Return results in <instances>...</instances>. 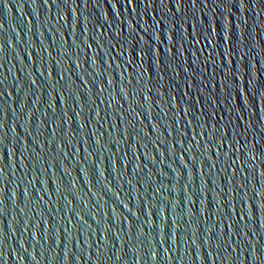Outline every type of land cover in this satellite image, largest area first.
<instances>
[{
  "label": "water",
  "instance_id": "95a60500",
  "mask_svg": "<svg viewBox=\"0 0 264 264\" xmlns=\"http://www.w3.org/2000/svg\"><path fill=\"white\" fill-rule=\"evenodd\" d=\"M248 2L251 7L244 9L240 8L239 0H204L203 4L197 0L194 7L191 0H182L179 8L176 0H163V3L161 0H67V3L56 0V4L49 0L47 6L43 5V0H0V43L4 45L0 51V92H4L0 95V106L5 109L0 118L6 119L0 135L7 134L0 142V167H4L6 174L0 184V187L6 185L3 193L5 211L0 212V229L6 233L4 243L0 245V264H99L95 261L101 235L98 229L111 223L115 231L124 226L120 225L121 213L130 215L109 191V185L119 189L120 200L134 212L141 204L138 192L147 189L146 195H151L160 188V192L155 193L156 200L145 201L146 215L135 221L136 224L144 219L149 221L144 228L148 235L136 241L141 249L139 254L144 258L137 260V253L129 251L126 242L124 253H121L126 264H204L203 255L207 260L208 251H215L217 242L207 239L213 231L212 225L224 213L236 218L241 210L243 190L236 186V200H230L234 195L230 190L237 181L242 183L240 177L247 175V171L237 172L232 183L226 177L231 176L233 168L242 161L233 157L237 159V165L229 167L227 172L221 171L232 156L228 146L232 128L240 124L237 131L242 133L249 121L257 132L264 128V99L261 97L264 89L259 88L264 82V0ZM205 35H208L207 40ZM224 36L230 38L222 39ZM142 48L151 50L145 55ZM245 64L247 72L251 71L254 77V107L251 93L244 88V82L249 78L247 74L244 77L237 73V85L243 93L239 98L235 93L229 96L220 87L225 83L224 75L228 69L239 67L243 72L246 71ZM61 74L63 79H60ZM80 77L85 80L94 77L96 83L83 87ZM201 77L205 81L202 101L213 85L216 86L214 95L220 101H226L216 109L218 115L211 117L208 125L210 129L219 120V113L224 115L220 125L221 131L228 133V140L218 160L214 155L217 151L215 143L209 144L207 137L196 136L195 140L200 142L197 147L192 140L195 121L185 133L184 125L192 120V115L185 117L180 111L187 107L184 103L189 99L184 97L186 91L191 97L198 95ZM33 80L35 85L31 84ZM226 83L232 84L230 75ZM187 84H192V88L188 89ZM52 85L58 90L63 88V94L54 91ZM78 85L81 87L76 91ZM69 86L72 95L67 91ZM129 105L137 112L145 110L144 115H130ZM229 105L239 107L228 113ZM173 106L175 110H170ZM200 107L202 105H197V109ZM163 112H168V116L161 119ZM119 115L124 117L123 122L119 121ZM238 115L244 116V120L237 121ZM173 119L176 120L173 128L177 131L171 128L167 131L165 126ZM199 119L203 122L206 117ZM229 119L232 124L228 123ZM157 121L159 125L153 130L151 125ZM84 122L85 128H80ZM112 124H118L117 128H112ZM130 124L134 125L135 132ZM125 131L132 135H123ZM199 131L201 129L196 128V132ZM136 132H139L138 136ZM149 132L151 135L145 137ZM253 135L249 130L250 142ZM164 136L175 145L176 157L168 153L161 157L152 143ZM240 139L243 143V137ZM48 141L52 143L48 145ZM45 144L41 151L38 145ZM142 144H147V148ZM165 147L162 144L160 151ZM184 148L191 151L184 152ZM37 152L40 157L35 160ZM182 152L187 169L178 179L176 173H171L169 164L183 169L179 161ZM197 152L201 155L197 156L193 168L189 157L196 156ZM152 156L155 161L151 160ZM46 160L52 167L42 171ZM211 163L217 166L209 170ZM257 164L252 183L259 188L264 165L259 161ZM137 165H141L143 171ZM83 167L90 170L89 175L83 174ZM160 169L167 174L161 176ZM29 180L31 185L27 184ZM73 180L76 181L74 186ZM26 187L27 197L24 194ZM58 187L59 192L56 191ZM12 188L15 191L13 197ZM247 191L249 196L254 195L251 185ZM161 199L168 205L166 211L158 203ZM226 201L230 203L223 207ZM252 203L255 210V201ZM243 207L245 213H249L251 201L247 197ZM112 209H115L114 213ZM164 217H167L166 222ZM262 217L264 213L257 210L251 221L257 232L261 231ZM131 220L129 216L125 232L131 228L135 233L137 229ZM230 222V219L226 221ZM164 228L169 236L172 233L171 240L163 246L169 249L167 254L159 246L160 230ZM221 229L235 232L234 228L228 230L223 225L215 231ZM193 232L198 233L196 244L192 243ZM109 235L116 247L109 245L107 255L112 260H104L102 264H115V253L120 248V242L112 233ZM249 236L256 239L251 231ZM124 238L125 234L120 233V241ZM259 239L264 242V236ZM209 244L213 248H209ZM154 246L159 253L155 261L150 256ZM196 251L200 257L195 260ZM240 251L237 248L223 264H252L250 249L244 251L249 259L244 260L243 256L240 260L235 259ZM65 252L68 260L64 259ZM89 252L93 260L88 259ZM230 252L231 247L228 248ZM228 253L220 250L221 257ZM77 256L80 259L76 260ZM212 264L222 262L214 259Z\"/></svg>",
  "mask_w": 264,
  "mask_h": 264
},
{
  "label": "snow or ice",
  "instance_id": "6c2138e0",
  "mask_svg": "<svg viewBox=\"0 0 264 264\" xmlns=\"http://www.w3.org/2000/svg\"><path fill=\"white\" fill-rule=\"evenodd\" d=\"M63 2L67 3V0H63ZM181 2H182V0H176L177 8H179V5ZM200 2L203 4L204 0H200ZM51 3L56 4V0H51ZM161 3H163V0H161ZM196 3H197V0H191V4L193 7L196 5ZM43 5H45V6L49 5V0H43ZM239 6H240V8L247 9V8L251 7V4L248 2V0H239ZM174 15H175V13H174ZM205 31L207 32V30H205ZM229 38L230 37H228V36L222 37V39H229ZM149 39L151 41V37ZM205 39L206 40L208 39V35H205ZM9 44H11V41H9ZM88 47H90V45H88ZM120 47L123 48V45L121 44ZM235 47H236V45L234 44L233 49H235ZM3 48H4L3 43H0V51H2ZM150 50L151 49L149 48L148 51H150ZM133 51L135 52V46H133ZM141 51H145V50L142 48ZM148 51H145V55L148 54ZM233 54H235L234 51H233ZM28 55H29V53H28ZM209 59H211V57H209ZM243 59H244V57L242 56L241 60H243ZM56 63L58 64L59 61H56ZM129 63H131V61H129ZM213 63H215V61H213ZM205 64H207V61H205ZM43 66L44 65L41 64V67H43ZM244 68L246 69V71H243V72L240 71L239 67H236L235 69H228V71L224 75L225 83L221 84L220 87L229 96H232L233 93H235V96L239 98L240 96L243 95V93H242L240 87L237 85V80H238L237 73L239 72L240 75H243L244 77L247 74L249 76V78L247 79L246 83L244 82V88L247 92L251 93L252 105L254 107L255 106V92L253 91V88L255 87V85L253 84L254 77H253L251 71L247 72V65L246 64L244 65ZM183 70L185 72H187L186 69H183ZM40 74L42 76L44 75L43 72H40ZM89 75H91V74H89ZM101 75H103V73H101ZM177 75H178V73H177ZM193 75H195V73H193ZM229 75L231 76V79H232L231 85L226 83V81L229 78ZM60 79H63L62 74L60 75ZM80 80L82 81L83 87H86V85H88V84L96 83V80L94 77H92L91 80H85L83 77H80ZM107 82L109 84H111V81H107ZM204 82L205 81H204L203 77H201V86L198 87V95L196 97L189 96V93L187 91L184 93V97H188L189 99L187 101H184V103L187 104V107L181 108L180 111H182L184 113L185 117H187L189 114L192 115V120H188L187 123L184 125L185 133L187 132L188 127L190 125H192L193 122L195 121L196 123H195V127L193 128L194 135L192 137V140L195 141L197 147L200 146V142L195 140L196 136L207 137L208 138L207 143H209V144L215 143L217 151L214 153V155L217 157V160H218L220 155H221V149H223L225 147V143L228 140V133L222 132L221 131V125H220V121L224 120V115H221L219 113V120L215 124H212L210 129L208 128V125L211 123V117L218 115L216 109L220 108L222 104L226 103V101H220L219 98L214 95V93L216 91L215 85H213L211 87V89L208 91V95H207L206 99H204L202 101L201 96H205L204 95L205 89L202 86ZM0 83H2V82H0ZM57 83H59V81H57ZM128 83L131 84L132 81L129 80ZM207 83H208V81H207ZM31 84L35 85L36 81L35 80L31 81ZM233 85H236V87H233ZM52 87H53L54 91H57L59 94H63V91H64L63 88L58 90V89H56L55 85H52ZM80 87L81 86L78 85L76 88V91H79ZM187 88L191 89L192 84H187ZM259 88L264 89V82H261L259 84ZM67 91L70 95L73 94L72 88L70 86L67 89ZM88 91H91V89H88ZM121 92L125 96L123 89H121ZM0 95H4V92H0ZM8 95H11V93H8ZM184 97H181L180 99L184 100ZM261 97H262V99H264V91L261 92ZM144 99L148 100V97L144 96ZM197 105H202V107L197 109ZM49 107H52V105L50 103H49ZM237 107H239V105H229L227 108V112L231 113V112L235 111ZM141 108H142V103H141ZM129 109H130V115L133 113L135 114V116L144 115L145 110L137 112L136 108H134L132 105H129ZM209 109H211V111H209ZM170 110H175V106H173ZM241 110H243V109H241ZM4 111H5V109L2 106H0V114H2ZM221 111H224V109L221 108ZM197 112L199 113V115H197ZM29 114H31V112H29ZM66 115H67V113H65V116ZM75 115H79V113H76ZM135 116H133L132 118L135 119ZM166 116H168V112H163L161 119H163ZM200 116H204V117H206V119L203 122H200V119H199ZM118 117H119V121L123 122L124 117L122 115H119ZM5 120L6 119L0 118V130L4 129ZM236 120L237 121H243L244 116L238 115L236 117ZM228 123L232 124V120L229 119ZM174 124H176L175 119H173L168 125H166L165 129L168 131V129L171 128L173 131H177L175 128H173ZM158 125H159V121H157V124L151 125V128L153 130H155ZM85 126H86L85 122L83 124H80V128H85ZM117 126H118V124H112L111 125L112 128H117ZM130 127H132L133 131L135 132L134 125L130 124ZM239 127H241V125L236 124L232 128L233 135L231 136V143L228 145L229 149L232 153V156L229 157V163L226 164L225 167L221 169V171L227 172L229 167L237 165V159H233V157H237L239 160L242 161V163L239 164L238 167L236 166L233 168V172H232L231 176L226 177L228 182L232 183V181L236 177L237 172H241V169L247 171V175H241V177H240V180L242 181V183L237 181L234 184V188L232 190H230V191H234V195H232L230 197V200H236L235 188L237 185L239 186L240 189L243 190L244 194L240 196L241 210L237 213L236 218H231L228 213H224L212 225L213 231H211V233L207 237V239L216 240L217 242L215 243V246H214L215 251H212V252L208 251L207 260L205 259V256L203 255L204 264H212V261L214 259L215 260L220 259L222 264H223V261L227 260L229 256H233V253L236 252L237 248H240L241 251H240L239 255H236V257H235L236 260H240L241 256H243L244 260H247V259H249V256H250V260H251L252 264H257V262H258V264H264V242H261L259 239V237L264 236V217L260 218L261 231H259V232L255 231L253 226L251 225V221L255 217L257 210L264 213V172L260 173L261 180L259 182V188H257L256 184L252 183V181L255 179V176H256V173L258 170L257 161H259L260 165H264V128H260L259 132H257L256 128L253 127L251 121H249L247 126L244 127L242 133L237 131V129ZM196 128L201 129V131L196 132ZM249 130H251V132L254 134L251 142L248 140ZM54 134H55V130H53V135ZM125 134L129 135V136L132 135V133H128L127 131H125V133H123V135H125ZM6 135H7L6 133L0 135V142L5 140ZM100 135L103 136L104 134L100 133ZM136 135L138 136L139 132H136ZM150 135H151V132L146 133L145 137L150 136ZM168 135H171V133L169 132ZM93 136H95V133H93ZM240 137H243V143L241 142ZM141 140H144V139L141 138ZM157 140L159 141V143L157 142ZM157 140L152 141V143L156 146L157 150H159L161 157H165V153H168V154L172 155L173 157H176V153L173 150L175 145L168 142V136H164L163 139H160V137H158ZM137 142L140 143L141 141H137ZM47 143H48V145H50L52 143V141H48ZM96 143L99 144V141H96ZM112 143H115V141H112ZM176 143H181V141H176ZM162 144L166 145V147L163 148V151L161 152L160 149H161ZM38 146L40 147L41 151H43L46 144L45 145H38ZM142 146L147 148V144H142ZM57 148H59V145H57ZM12 151H14V149ZM33 151L35 152V149ZM183 151L188 153L189 151H191V149L190 148H184ZM65 155H66V153H65ZM89 155H92V153H89ZM200 155H201V153L197 152L196 156H190L189 157V159L191 160L193 168L196 167V159H197V156H200ZM225 155H227V154L225 153ZM183 156H184V154L182 152L179 155V161L183 165V169H181L179 167L173 168V166L171 164H169V168L171 169V173H176L178 176V179L183 174V170L187 169V162L184 160ZM39 157H40V153L37 152L36 156H35V160L38 159ZM155 159H156L155 156L151 157L152 161H155ZM21 166L23 167L22 161H21ZM216 166H217L216 163L209 164V170H211L212 168H215ZM13 167H15V165H13ZM51 167H52V164L46 160L44 165L41 167V170L46 171L48 168H51ZM137 167L140 168L141 171H143V168L141 167V165H137ZM143 167L146 168L147 165H143ZM96 169L100 171L101 175H103V172L101 171V169L99 168L98 165H96ZM33 170H35V168ZM81 171L83 172L84 175L90 174V170L86 169L85 167H83L81 169ZM159 171H160L161 176L167 174V172H165L163 169H160ZM5 177H6V174L4 172V167H0V184L3 183V180ZM208 182L209 181H206V183H208ZM31 183H32V181L29 180L27 184L31 185ZM71 183L74 186L76 181L73 180V181H71ZM128 183L131 184L132 183L131 180H129ZM211 183L215 184L214 181H211ZM249 185H251L252 192L254 193L253 196L248 195L247 189H248ZM140 186L143 188V185H140ZM149 186L152 187V184L150 183ZM4 187H6V185ZM4 187H0V212L5 211V207H4L5 201L3 198ZM16 187H19V185H16ZM120 187H122V186H120ZM60 190L61 189L59 187L56 189V191H58V192ZM109 191H111L115 195L116 200L119 202L120 205L127 208V211L130 214L129 216L132 218V220H131L132 226L135 227L137 229V231L135 233H132L131 228H129V231L125 232L124 226H125L126 222H129V216H124L123 213H121L122 219L120 220V225H124V226H120L118 229L113 231L112 224L108 223L106 227L98 229V231L101 233V235H99V240L97 241L98 247L96 250L95 261L99 262V264H102V261H104V260H107V261L112 260V257L107 255L108 252L110 251L109 245H111V248H115L116 245H115V243H113L112 238L110 237L109 233H112V235H114V237H115V240L120 242V248L115 253V264H126L125 256L121 255V253L122 254L124 253V246H125L126 242L128 243L129 251H132L133 253H137V260H142L144 257H143V255L139 254L141 252V249L137 247L136 241H140L142 237H145L148 235V233H146L144 231V228H145V224H149V221L147 219H144L139 224H136L135 221H140L141 217L146 215V213H145V201L147 199L156 200L157 197H156L155 193H159L160 188L157 187L155 189V193H152L151 195H146L147 189H145L143 193L138 192L137 196L140 199L141 204L135 212L131 208H128L127 205L124 204V202L122 200H120L121 193H120L118 188H112L109 185ZM222 191H223V189L220 190V192H222ZM27 192H28V189L26 187L24 189V194L26 197H27ZM220 192H218L217 195H220ZM11 194H12V197L15 195L14 188H12ZM201 194H203V193L201 192ZM93 195H97V194L93 193ZM245 197H247V199L251 201V208L249 209V213H247V214L245 213L244 207H243V205L245 204ZM127 199L133 200V197H128ZM257 199H259V204L257 203ZM252 201H255V210H254V206H253ZM12 202L15 203L14 200ZM113 203H116V201H114ZM158 203L162 205L164 211L167 210L168 205H167V203H165L164 200L161 199L158 201ZM229 203H230V201H226L225 204L223 205V207H227ZM154 207H155V205H154ZM21 211H23V209H21ZM112 212L114 213L115 209H112ZM137 213H139V215H137ZM155 214H158V213H155ZM246 215H247V219H245ZM210 216H211V214H210ZM229 219L231 220V222L226 223V221H228ZM164 220L166 222L167 217H164ZM222 225L224 227H226L228 230H231L234 228L235 229L234 234L231 233L230 231L225 232V231H223V229H221L220 231H215V229L220 228V226H222ZM155 227H159V225H155ZM166 227H167V223H165V228ZM165 228L160 230V237L161 238L159 239V246L161 248H163L164 253L167 254L169 252V249L164 248L163 246L165 245L167 240H171L172 233L169 236L165 232ZM25 231H27V228H25ZM65 231L67 232L68 230L65 229ZM249 231H251L252 237H256V239H252L249 236ZM120 233L125 234V238L123 241H120ZM197 235H198L197 232H193V234H192V243L193 244H196ZM5 236H6V233H4V230L0 229V245H2L4 243ZM33 236L35 238L34 233H33ZM241 238H243V239H241ZM100 241H103V243H100ZM85 243H88V241H85ZM149 243L151 244V243H153V241L150 239ZM204 243H205V237H204ZM196 247L200 248V245H196ZM208 247L213 248V245L209 244ZM229 247H231V249H232V252H230V253H228ZM221 249H223L228 254L224 257H221V255H220ZM246 249H250L249 256L244 255V251ZM0 254H2V253H0ZM158 254L159 253H158L156 247L154 246L152 248V250L150 251V256H151L153 261L156 260ZM199 257H200V253L196 251L195 260L199 259ZM32 259L35 260V256H33ZM64 259L68 260V253L67 252H65ZM78 259H80L79 256L76 257V260H78ZM88 259L93 260L91 252L88 253Z\"/></svg>",
  "mask_w": 264,
  "mask_h": 264
}]
</instances>
